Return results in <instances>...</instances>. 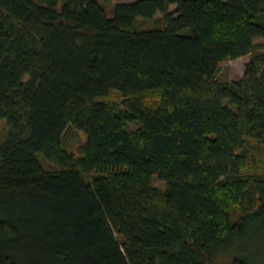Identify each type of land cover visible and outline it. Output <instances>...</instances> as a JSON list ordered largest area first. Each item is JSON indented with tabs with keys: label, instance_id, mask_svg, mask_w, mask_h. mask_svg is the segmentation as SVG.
Listing matches in <instances>:
<instances>
[{
	"label": "trees",
	"instance_id": "obj_1",
	"mask_svg": "<svg viewBox=\"0 0 264 264\" xmlns=\"http://www.w3.org/2000/svg\"><path fill=\"white\" fill-rule=\"evenodd\" d=\"M258 39L264 0H136L111 17L96 0H0V264H245L264 247V173L245 156L264 145ZM247 55L239 80L217 79Z\"/></svg>",
	"mask_w": 264,
	"mask_h": 264
},
{
	"label": "rangeland",
	"instance_id": "obj_2",
	"mask_svg": "<svg viewBox=\"0 0 264 264\" xmlns=\"http://www.w3.org/2000/svg\"><path fill=\"white\" fill-rule=\"evenodd\" d=\"M98 4L102 7L104 12L108 17H111L113 13V8L118 4H130L136 0H96ZM160 15L157 14L155 19H159ZM155 20V21H156ZM155 26L154 21L138 20L135 28L139 30L150 29ZM256 43L261 44V47H257L254 53L264 54V40L258 39ZM263 43V44H262ZM251 55L241 57L235 60H229L220 64L217 74V79L219 81L231 82L239 80L244 73L245 66L250 60ZM121 98L115 93H111L108 97L103 99V102L109 104H120ZM130 130L134 129L133 125H129ZM7 132V126L4 121L0 122V140L3 135ZM84 134L82 131L76 129L73 126H69L63 135V143L67 150L72 153L76 152L77 147L84 140ZM245 156H246V172L249 175L252 174H263L264 173V145L248 140L245 146ZM153 185L158 188H163L162 184L154 179ZM261 245H255L250 243L247 248L245 255H240L243 257L245 264H264V247L260 248ZM236 251H229L227 253L219 254L214 264H231L233 257L237 256Z\"/></svg>",
	"mask_w": 264,
	"mask_h": 264
}]
</instances>
